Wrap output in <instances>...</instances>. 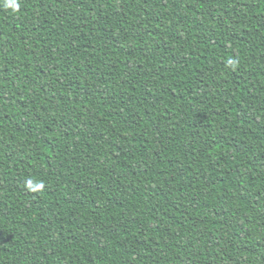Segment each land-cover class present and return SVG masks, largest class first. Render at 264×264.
Masks as SVG:
<instances>
[{
    "label": "trees",
    "instance_id": "1",
    "mask_svg": "<svg viewBox=\"0 0 264 264\" xmlns=\"http://www.w3.org/2000/svg\"><path fill=\"white\" fill-rule=\"evenodd\" d=\"M0 264H264V0H0Z\"/></svg>",
    "mask_w": 264,
    "mask_h": 264
}]
</instances>
